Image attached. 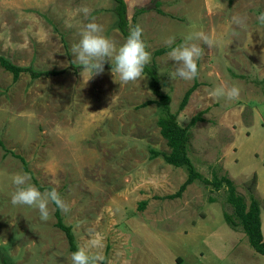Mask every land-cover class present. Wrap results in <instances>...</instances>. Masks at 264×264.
Here are the masks:
<instances>
[{
	"label": "rangeland",
	"instance_id": "374dc122",
	"mask_svg": "<svg viewBox=\"0 0 264 264\" xmlns=\"http://www.w3.org/2000/svg\"><path fill=\"white\" fill-rule=\"evenodd\" d=\"M123 1L127 31L142 27L148 65H155L177 123L200 118L189 129L195 170L207 180L227 177L246 205L258 202L264 241V23L258 19L264 0ZM113 8L111 0H0V56L34 72H59L39 78L22 72L13 81L0 67V264H72L53 204L47 221L37 208L12 204L13 177L25 173L41 192H59L63 223L78 247L100 256L98 264H264L241 230L225 222L232 208L224 185L215 190L196 180L167 197L186 172L161 156L169 149L147 75L124 83L110 61L90 80L81 72L73 45L82 25L103 26L117 47L126 41ZM196 33L215 46L186 41ZM186 42L204 50L191 81L172 77L169 58ZM233 85L240 88L235 100L209 95Z\"/></svg>",
	"mask_w": 264,
	"mask_h": 264
},
{
	"label": "clouds",
	"instance_id": "9594fccd",
	"mask_svg": "<svg viewBox=\"0 0 264 264\" xmlns=\"http://www.w3.org/2000/svg\"><path fill=\"white\" fill-rule=\"evenodd\" d=\"M85 17L89 14V8L82 7L80 10ZM264 23V14L258 18ZM68 27H72L69 23ZM103 26L88 22L79 28V41L73 45V54L81 66V72L90 73V80L93 75L104 72L106 62H111L112 73L119 75L124 83L144 80L145 66L151 61V53L147 50V45L142 39L143 29L137 25L130 29L126 41L117 47L116 43L103 34ZM174 39V38H170ZM201 40L209 48L215 46V41L204 33L189 35L186 41ZM186 42L169 53V58L175 61V70L172 77H179L185 81H191L197 77V61L204 55L203 48L197 43ZM88 82V81H87ZM209 95L217 100L223 98L235 100L239 98L240 88L238 86H220L212 89ZM28 174H16L13 183L17 186L11 197L13 205H27L37 208L40 218L44 221L49 219V203L55 204L62 211L66 210V205L59 192L53 188L46 192H41L35 185L29 183ZM94 246L98 241L93 242ZM72 264H98L100 256L91 254L83 247L77 248L71 254Z\"/></svg>",
	"mask_w": 264,
	"mask_h": 264
},
{
	"label": "trees",
	"instance_id": "16d2710c",
	"mask_svg": "<svg viewBox=\"0 0 264 264\" xmlns=\"http://www.w3.org/2000/svg\"><path fill=\"white\" fill-rule=\"evenodd\" d=\"M114 3L113 11L116 16V26L123 36L128 37L129 32L127 31V21L125 17V3L123 0H111ZM168 51V48L157 50L155 55H160ZM0 67L12 75L13 81H16L22 72H28L32 78H39L41 76L57 75L59 72L45 71V72H34L30 67H19L12 64L8 59L0 56ZM144 74L149 79V86L153 94L158 98L157 104L160 108L159 115L157 118V126L161 137L165 140V143L169 149L168 154H162L164 162L176 167L183 168L186 172L185 181L179 186L178 191L170 196L169 198L178 197L185 188L193 183L199 181L204 185H210L215 190L221 188V185L226 187V202L232 208V214H223L225 222L228 226L241 232L246 236L249 246L258 254L264 255V241L261 234V223H260V208L258 202L251 198L248 205H246L244 198L235 191L233 183L227 177H216L214 176L211 180L204 179L194 168L191 159L188 155V140H189V129L194 125L197 120H200L199 116H195L185 126L181 127L176 121L175 114H172L169 110L170 97L168 94L160 92L159 85L157 83V76L155 72V65H146ZM196 84L189 88L179 104V109H182L192 90ZM146 104V103H145ZM2 147V144L0 143ZM153 155H157L153 153ZM22 162L24 170L29 173L26 165L22 158L18 157ZM40 189V188H39ZM44 190V189H40ZM46 190H50L46 188ZM54 206V217L56 220L55 226L61 230L67 240L68 248L71 254L79 248L75 243L74 236L70 226H66L60 216L59 208ZM4 264H8L4 262Z\"/></svg>",
	"mask_w": 264,
	"mask_h": 264
}]
</instances>
